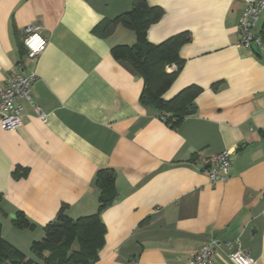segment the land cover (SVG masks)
Instances as JSON below:
<instances>
[{
	"label": "crops",
	"instance_id": "0c3cea01",
	"mask_svg": "<svg viewBox=\"0 0 264 264\" xmlns=\"http://www.w3.org/2000/svg\"><path fill=\"white\" fill-rule=\"evenodd\" d=\"M132 1L0 0V84L21 66L35 75L22 125H0L3 236L32 255L63 205L74 218L97 211V171L112 167L118 198L101 211L106 241L94 264H190L212 237L231 242L215 264H232L239 246L264 264V56L238 45L244 2L147 0L163 8L151 42L191 34L164 97L196 86L195 112L173 127L141 101L143 77L111 53L134 45L135 31L96 28ZM27 25L48 41L35 58L20 47ZM255 30L264 32V11ZM224 149H234L230 177L212 185L205 165ZM18 166L25 176H14ZM19 211L34 230L14 224Z\"/></svg>",
	"mask_w": 264,
	"mask_h": 264
},
{
	"label": "trees",
	"instance_id": "16d2710c",
	"mask_svg": "<svg viewBox=\"0 0 264 264\" xmlns=\"http://www.w3.org/2000/svg\"><path fill=\"white\" fill-rule=\"evenodd\" d=\"M162 14L163 8L160 6H152L147 0H133L130 10L103 19L96 28L104 35L111 34L119 25L135 31L137 42L134 45H116L111 53L115 59L130 63L143 77L141 101L157 108L162 118L174 127L187 116L186 111L193 108L192 101L198 88L189 86L169 99L164 97L183 65L181 48L190 41L191 34L183 31L160 43L151 42L147 29ZM23 46L24 42L20 41L22 49ZM168 66L175 68L169 71ZM26 173V168L18 166L13 174L21 177ZM96 184L100 189L97 211L74 218L66 213L63 205L56 218L45 225L44 235L32 241V255L26 254L3 236L0 221V264H94L106 241V225L102 221L101 211L118 198L115 169L100 168L96 174ZM13 222L20 229L36 228V224L21 211L17 212Z\"/></svg>",
	"mask_w": 264,
	"mask_h": 264
},
{
	"label": "built area",
	"instance_id": "2783aa9c",
	"mask_svg": "<svg viewBox=\"0 0 264 264\" xmlns=\"http://www.w3.org/2000/svg\"><path fill=\"white\" fill-rule=\"evenodd\" d=\"M242 1L244 2V9L238 22V45L264 56V32L255 30L264 11V0ZM24 33L23 42L27 49V55L35 58L44 51L48 41L40 33L39 27L35 25H27ZM22 70L23 67L21 66L19 72L11 73L0 84V125L5 130H16L22 125V101L31 100V84L35 75L24 74ZM169 71L171 70L169 69ZM40 116L45 119L43 113H40ZM233 152L234 149H224L210 159V166L206 171L212 185L224 183L229 179ZM222 244L231 246V242H223L212 237L193 256L190 264H215L214 254ZM228 258L232 264H257L255 257L248 251L242 250L240 246L230 252Z\"/></svg>",
	"mask_w": 264,
	"mask_h": 264
},
{
	"label": "water",
	"instance_id": "95a60500",
	"mask_svg": "<svg viewBox=\"0 0 264 264\" xmlns=\"http://www.w3.org/2000/svg\"><path fill=\"white\" fill-rule=\"evenodd\" d=\"M194 112H195V110L193 108H190V109H188L186 111V114L190 115V114H193ZM209 166H210V162L205 165V168H208ZM11 217L12 218H16V215L15 214H11Z\"/></svg>",
	"mask_w": 264,
	"mask_h": 264
}]
</instances>
